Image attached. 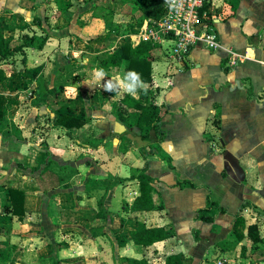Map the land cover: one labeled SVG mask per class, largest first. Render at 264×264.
I'll use <instances>...</instances> for the list:
<instances>
[{
  "label": "crops",
  "instance_id": "1",
  "mask_svg": "<svg viewBox=\"0 0 264 264\" xmlns=\"http://www.w3.org/2000/svg\"><path fill=\"white\" fill-rule=\"evenodd\" d=\"M79 1L84 5L75 9L71 0H55L60 11L51 15L48 0L36 10L37 0H0L3 17L15 18L19 26L42 18L51 37L43 50H31L29 67L50 76L51 88L56 83L75 88L73 111L80 114L85 107L89 118L66 145L65 132L50 124L51 108L31 101L34 87L6 71L0 94L16 104L0 121V251L11 252L2 264H129L124 258L164 264L170 255L191 258L190 264H264V0H238L235 7L220 0L225 5L215 19L220 41L246 55L244 61L231 65L225 49L198 45L184 70L169 73L165 86L153 67L156 102L168 114L161 153L148 156L136 146L120 152L126 127L111 106L127 94L138 97L140 84L129 81L124 68L109 76L89 63L124 37L109 41L110 47L102 35L94 38L103 19L95 16L93 1ZM216 4L214 9L221 7ZM132 31L126 36L139 29ZM109 83L112 90H106ZM134 84V92L128 91ZM18 164L27 171L19 172ZM133 168L147 171L164 204L145 213L147 226L173 225L176 233L148 247L136 245L130 235L137 220L131 207L139 196ZM183 180L195 188L178 186ZM11 186L26 192L23 220L6 213ZM209 199L219 204L206 212L213 222L196 217L211 207ZM245 202L247 226L260 223L262 242L246 237L234 245V218ZM100 211L105 216L95 215Z\"/></svg>",
  "mask_w": 264,
  "mask_h": 264
},
{
  "label": "trees",
  "instance_id": "2",
  "mask_svg": "<svg viewBox=\"0 0 264 264\" xmlns=\"http://www.w3.org/2000/svg\"><path fill=\"white\" fill-rule=\"evenodd\" d=\"M85 1H93L96 6L95 16L97 18H103L107 24L113 22L116 10L113 5L108 4L109 1ZM236 1L238 0H228L229 4L233 7L236 6ZM136 2V10L140 11V16L134 23L127 21L125 31H128V33L132 31L131 28L134 26L140 28L145 20L160 19L164 14L163 0H136ZM36 8H38V5L33 6L34 10ZM14 19L6 18L0 21V82L5 81L7 78L4 65L21 63L22 70L14 71V73L20 74L21 78L28 85L34 86L31 101L35 103V106L51 108L48 113L51 126L61 128L72 136L73 139L76 138L79 129L89 119L86 116L85 107L80 114H77L76 111H73V108L76 106L75 100L66 98L63 90L56 89L55 87L51 88L50 76L39 75V69L28 67L27 65L28 50H43L51 37L50 33L44 28L40 16H35L31 23L21 26L15 24ZM33 27L40 28L41 32L34 30L31 33L30 31L33 30ZM120 29L121 27H110L107 29L105 32L106 39L110 41L117 40L120 35ZM17 33H19L18 43L13 44L17 39ZM157 47L154 43L145 41L134 46L131 38L126 36L113 50H107L94 56L98 69L103 73L111 76L113 74L112 70L119 71L124 68L125 75L129 81L140 84L137 89L139 92L138 97L127 94L113 105V115L126 127V132L120 136L121 153H126L133 146L138 147L145 156L161 153V142L166 137V132L162 128V121L168 114V110L164 105L157 104L158 90L153 87V63L157 59ZM137 77L138 80L136 79ZM14 104H16L15 100L0 94V121L8 114ZM137 139L141 144L136 143ZM163 158L173 168L171 158L167 156H163ZM17 170L23 172L27 171V168L18 164ZM131 179H136L139 182V196L131 207V214L137 217L135 228L130 231L133 243L148 247L156 242L174 237L176 233L173 225L149 227L144 219V215L148 211L164 208L161 195L153 186V178L145 169L133 168ZM177 185L182 188H195V185L187 180L179 181ZM9 194L11 205L6 207V213L13 217H18L19 220H23L27 214L24 208L26 192L21 188L11 186L9 187ZM218 205L217 202L209 199V206L211 207L200 209L196 217L206 222H213L214 217L206 214V212L210 208L219 207ZM248 205V202H245L235 215L232 228V235L235 237L234 245L239 244L246 237H249L254 244L262 242L259 223L256 222L247 226L246 218L242 214L243 209ZM222 211L225 210L222 209ZM95 215L105 216V212L100 211L95 213ZM242 250L243 254H245L244 247ZM10 259L11 252L0 251V264L8 262ZM124 261L129 264H151L146 259L124 258ZM181 262L183 264H190L192 259L186 258L183 255L180 257L170 255L166 258L164 264H181Z\"/></svg>",
  "mask_w": 264,
  "mask_h": 264
},
{
  "label": "built area",
  "instance_id": "3",
  "mask_svg": "<svg viewBox=\"0 0 264 264\" xmlns=\"http://www.w3.org/2000/svg\"><path fill=\"white\" fill-rule=\"evenodd\" d=\"M164 14L160 19L145 20L138 34L130 35L133 45L141 42H152L155 45H169L170 57L177 59L184 70L186 59L193 48L205 45L210 49H225L230 56L231 65L246 59L232 48H225L220 41L215 26L214 12L217 0H163ZM209 5V6H208ZM208 6V8H207Z\"/></svg>",
  "mask_w": 264,
  "mask_h": 264
},
{
  "label": "rangeland",
  "instance_id": "4",
  "mask_svg": "<svg viewBox=\"0 0 264 264\" xmlns=\"http://www.w3.org/2000/svg\"><path fill=\"white\" fill-rule=\"evenodd\" d=\"M50 2H47L48 3V11H49V14L53 15V11L56 9L57 12H59L60 10H58V7L56 5H54V2L55 0H48ZM105 2L106 1H109L108 4H111L113 5V7L115 8L116 10V13H115V16L113 18V22H111V24H107L104 19L103 21H99L100 23H96V26H95V33H94V36L96 39L98 38H101V35H102V38L105 42H107L108 44L106 45L107 47L112 44L111 42H109L110 40H105L106 38L105 37V32L104 30H100V27L104 26L106 24V26H108L109 28L110 27H113V28H120V35L123 36L125 38V36L128 34V31H125V28H126V24H127V21L130 23H134L135 21L138 20V17L140 16V11L139 10H136L137 8V2L136 0H104ZM45 0H37V5L40 6L41 4H44ZM89 3V2H88ZM229 4L228 0L225 1L224 4ZM217 4H221V7H217L214 12L212 13V15H215V16H219L221 13H223L224 11V8H225V5L220 3V0H217ZM216 4V6H217ZM1 5V4H0ZM82 5H84V2L83 1H79V0H71V6L73 8H78V7H81ZM44 6V5H43ZM229 7V6H228ZM2 8V9H1ZM0 21L2 19H5L7 17H3L5 13H7L4 9H3V6H0ZM8 10V9H7ZM40 10V8H39ZM10 11V10H9ZM102 13V11H100ZM119 14H123V15H127V16H124V18L126 17L128 20L127 21H121L122 20V17L118 16ZM49 15V16H51ZM2 16V17H1ZM126 20V19H125ZM50 22V20H48ZM33 30L30 31L31 33L36 30V32H41V29L40 28H37V27H34L32 28ZM133 31L132 32H137L139 28H137L136 26H134L133 28H131ZM130 29V30H131ZM103 32V33H101ZM130 32V31H129ZM131 32V33H132ZM18 35L19 33L16 34V40L14 41L13 44H16L18 43ZM102 40V41H103ZM112 46V45H110ZM109 46V47H110ZM32 49H29L28 50V61H27V65L29 67V60L33 59L34 57V54L32 53L31 54V51ZM171 55V48L169 45L165 44L163 46H159L157 47L156 49V61L153 63V67H154V71L155 73L157 74V80H158V83L161 85V86H165L167 85V79L166 77L169 76V73L171 71H177L178 72V68L180 67L179 65V62L177 59H174L172 57H170ZM93 58L90 59L89 63H92V67L91 68H95V65L97 64L96 63V60L94 59V56H92ZM16 67V69H15ZM22 67V64H16L12 67H9L7 68L6 67V71L8 73H10L11 71H13L12 73H14V71H17L19 70V68ZM11 68V69H10ZM52 73V71H50ZM112 72L115 74L116 73V70H112ZM179 73V72H178ZM52 76V74H51ZM107 76V75H106ZM65 79H70V78H67V77H64L63 78V81H65ZM50 83H51V79H50ZM68 82H66L67 84ZM69 86H70V83H68ZM34 87V86H33ZM56 89H59V90H63L64 91V95L65 97L66 96H71L70 98L72 99L73 96H76L75 94V88H71V87H68L67 85L66 86H59L57 83L55 84L54 86ZM68 87V88H67ZM169 87V86H167ZM170 89H172V87H169ZM169 92V90H168ZM67 94V95H66ZM67 98V97H66ZM69 98V97H68ZM69 98V99H70ZM169 98V97H168ZM165 100L167 101V98H165ZM113 105L114 103L111 105L112 106V110H113ZM44 108V107H42ZM42 124V123H40ZM46 124L43 125V127L45 128ZM61 129V128H60ZM62 132H65L63 129H61ZM65 135L67 136L66 137V141L63 140V142L68 145L69 141L73 139L72 136H70L69 134H67L65 132ZM61 147V146H60ZM259 226H260V223H259ZM231 237V236H230Z\"/></svg>",
  "mask_w": 264,
  "mask_h": 264
},
{
  "label": "clouds",
  "instance_id": "5",
  "mask_svg": "<svg viewBox=\"0 0 264 264\" xmlns=\"http://www.w3.org/2000/svg\"><path fill=\"white\" fill-rule=\"evenodd\" d=\"M133 75H135L134 73H133ZM137 80H138V77L136 78ZM137 85H132L131 87H129L128 88V91H130V92H134V90H135V87H136ZM112 84L111 83H109L108 85H107V88H106V90H112Z\"/></svg>",
  "mask_w": 264,
  "mask_h": 264
}]
</instances>
